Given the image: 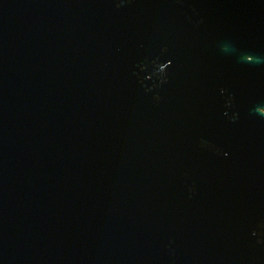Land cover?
<instances>
[{"label": "water", "instance_id": "1", "mask_svg": "<svg viewBox=\"0 0 264 264\" xmlns=\"http://www.w3.org/2000/svg\"><path fill=\"white\" fill-rule=\"evenodd\" d=\"M258 107L264 0H0V264H264Z\"/></svg>", "mask_w": 264, "mask_h": 264}, {"label": "clouds", "instance_id": "2", "mask_svg": "<svg viewBox=\"0 0 264 264\" xmlns=\"http://www.w3.org/2000/svg\"><path fill=\"white\" fill-rule=\"evenodd\" d=\"M262 108H264V107H258V108L256 109V111H257L260 115L264 116V111H261Z\"/></svg>", "mask_w": 264, "mask_h": 264}]
</instances>
